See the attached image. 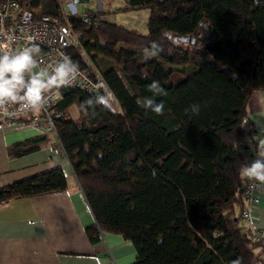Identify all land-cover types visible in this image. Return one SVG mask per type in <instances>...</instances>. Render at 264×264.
Instances as JSON below:
<instances>
[{
    "label": "trees",
    "instance_id": "trees-1",
    "mask_svg": "<svg viewBox=\"0 0 264 264\" xmlns=\"http://www.w3.org/2000/svg\"><path fill=\"white\" fill-rule=\"evenodd\" d=\"M65 1L21 3L82 33L120 104L113 111L95 106V115L80 107V119L59 120L54 134L93 213L90 241L123 236L136 248L135 264H264L259 232L242 217L248 179L239 173L249 162L247 105L264 90V0H124L126 10L150 8L146 34L105 18L98 27L86 26L78 13L65 19ZM153 42L163 51L145 59ZM71 53L81 66L78 51ZM158 58L194 70L173 81ZM153 80L168 93L154 97L164 102V115L141 107L153 95ZM60 93L64 109L96 96ZM192 104L200 105L198 114L185 111ZM50 143L51 133H40L9 146V155ZM68 187L64 170L54 167L0 186V205Z\"/></svg>",
    "mask_w": 264,
    "mask_h": 264
},
{
    "label": "crops",
    "instance_id": "crops-1",
    "mask_svg": "<svg viewBox=\"0 0 264 264\" xmlns=\"http://www.w3.org/2000/svg\"><path fill=\"white\" fill-rule=\"evenodd\" d=\"M247 111L245 127L251 135L244 152L250 162L258 147L254 137L264 135V90L252 94ZM40 133L29 126H0V186L61 167L69 187L0 205V264H135L136 248L123 236L106 233L99 243L90 241L86 226L94 222V216L58 142L51 139L39 151L9 155V146ZM259 197L260 202L251 208V218L254 230L264 232V185Z\"/></svg>",
    "mask_w": 264,
    "mask_h": 264
},
{
    "label": "built area",
    "instance_id": "built-area-1",
    "mask_svg": "<svg viewBox=\"0 0 264 264\" xmlns=\"http://www.w3.org/2000/svg\"><path fill=\"white\" fill-rule=\"evenodd\" d=\"M63 17L66 19L70 13L62 9ZM104 19L103 15H82V21L86 26L98 27ZM13 37L12 47L21 49L32 44L40 47L41 53L36 55L40 61L39 69L50 71L58 60L63 56L72 58L71 50L76 49L80 57L81 77L77 78L72 88L92 95L103 94V90L97 87L98 83H106L107 90L112 92L106 81L103 71L92 59L90 53L82 42V33H79L69 22L36 12L33 8H22L21 0H2L0 1V43L4 42V35ZM61 90V89H60ZM55 96L49 107L37 112H17L15 115L0 113V126L7 129H14L22 126H29L39 130L41 133H55L57 122L68 119V110L60 106L62 100L61 93ZM54 97V93L49 94ZM115 96V94H114ZM115 109L120 108L118 99L115 96ZM256 156L253 158V160ZM258 184L256 181L247 180L245 198L247 209L243 211L242 217L245 225L254 230L251 218V208L260 202V191L263 185L253 187ZM257 231V230H255ZM259 232V231H258ZM256 239L264 243V232H259Z\"/></svg>",
    "mask_w": 264,
    "mask_h": 264
},
{
    "label": "clouds",
    "instance_id": "clouds-1",
    "mask_svg": "<svg viewBox=\"0 0 264 264\" xmlns=\"http://www.w3.org/2000/svg\"><path fill=\"white\" fill-rule=\"evenodd\" d=\"M13 37L4 35V42L0 43V113L15 115L17 112H37L49 107L59 90L74 85L78 77H81L79 64L69 56H63L50 71L38 70L40 61L36 55L41 53L39 46H30L14 49ZM163 49L155 42L149 48L144 49V58L149 59L160 55ZM97 87L103 90V94L93 96L81 104V109L88 114L92 108V115L96 114V107L100 106L107 111H113L115 106L114 93L107 90L106 83H98ZM153 94L145 97L141 107L150 110L157 115L165 114L163 101L157 102L154 97L167 96V91L160 82L153 80L148 85ZM54 93V97H50ZM193 114L200 111L199 104H192L189 109ZM258 147L256 158L250 162L242 163L239 169L242 178L256 181L257 187L264 185V135L254 137ZM232 264H240L239 260Z\"/></svg>",
    "mask_w": 264,
    "mask_h": 264
},
{
    "label": "rangeland",
    "instance_id": "rangeland-1",
    "mask_svg": "<svg viewBox=\"0 0 264 264\" xmlns=\"http://www.w3.org/2000/svg\"><path fill=\"white\" fill-rule=\"evenodd\" d=\"M124 0H89L87 2L75 3L73 0L65 1L62 6L67 13H78L84 15L89 11L100 12L104 18L110 22L117 23L122 26L135 28L141 33L146 34L148 31V21L150 17V8L142 9H125ZM36 12H40L39 9L33 8ZM158 60L164 64L167 68L171 69V78L173 81L177 79L187 77L190 75L194 67L184 64H171L162 58ZM101 68V67H100ZM80 106L78 103H73L68 108V114L71 118L79 120L81 117ZM53 142H58L54 134H51Z\"/></svg>",
    "mask_w": 264,
    "mask_h": 264
},
{
    "label": "water",
    "instance_id": "water-1",
    "mask_svg": "<svg viewBox=\"0 0 264 264\" xmlns=\"http://www.w3.org/2000/svg\"><path fill=\"white\" fill-rule=\"evenodd\" d=\"M75 3H80V2H87V1H89V0H73ZM182 40L183 41H186V42H188L189 41V39H184V38H182Z\"/></svg>",
    "mask_w": 264,
    "mask_h": 264
},
{
    "label": "bare ground",
    "instance_id": "bare-ground-1",
    "mask_svg": "<svg viewBox=\"0 0 264 264\" xmlns=\"http://www.w3.org/2000/svg\"><path fill=\"white\" fill-rule=\"evenodd\" d=\"M115 109V108H114ZM55 134V133H54Z\"/></svg>",
    "mask_w": 264,
    "mask_h": 264
}]
</instances>
